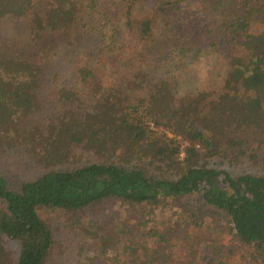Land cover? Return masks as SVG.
Here are the masks:
<instances>
[{"label":"trees","instance_id":"16d2710c","mask_svg":"<svg viewBox=\"0 0 264 264\" xmlns=\"http://www.w3.org/2000/svg\"><path fill=\"white\" fill-rule=\"evenodd\" d=\"M3 21L0 152L26 151L39 173L18 188L0 176V264H45L46 214L108 200L132 218L103 224L84 264H170L167 235L148 222L157 212L179 222L175 205L191 196L214 215L191 216L192 227L229 233L264 264V174L208 164L244 154V134H264V0H0ZM211 52L227 60L222 86L178 95L180 75ZM40 91L58 107L22 128ZM200 240L177 264H227L222 245Z\"/></svg>","mask_w":264,"mask_h":264},{"label":"rangeland","instance_id":"374dc122","mask_svg":"<svg viewBox=\"0 0 264 264\" xmlns=\"http://www.w3.org/2000/svg\"><path fill=\"white\" fill-rule=\"evenodd\" d=\"M254 22V29H259L261 27V17H255ZM8 35L9 28L6 26L5 21L0 22V38L3 39ZM106 67H108L107 63L102 67L104 71L108 70ZM228 71L227 60L221 52L203 54L197 62L178 78L177 94L182 95L186 92H196L202 89H218L222 86ZM102 77L103 80H106L105 76ZM36 106H38L37 110L20 120L22 128H31L35 124L44 123L48 116L54 114L58 103L54 100L47 101L45 94L40 91L37 94ZM79 112L80 115L82 110H79ZM234 136L237 137L238 135ZM241 138H244L246 143L244 154L238 155L235 159L230 157L211 159L208 163L209 166L227 169L233 174H264V163L261 159H258L263 157L264 144L260 146V142L264 139V134L250 132L244 134ZM254 152L258 155V160L251 162L248 157ZM24 153L23 155H15L11 151L0 152V176H3L9 185H13L14 188H18L25 180L35 178L39 173L28 153L26 151ZM153 169L157 168L148 165L150 172H153ZM184 202L185 206L182 203L175 205L176 211L182 209L185 213L179 222L175 220V217H172L175 215H170V218H163L158 215V212L153 214V220L148 222V226L154 225L159 232L167 235V242L163 243L161 252L169 256L170 264L180 263L185 258L189 246L196 244L194 241L195 236L201 237L199 243L202 246H207L210 241L222 245L227 264H251L245 254L248 247L232 239L229 233H223L217 229L212 233L207 226H203L201 229L192 227L191 216H193V219L200 218L211 223L214 221V215L208 212L201 213V208L196 206L195 196H191L190 199ZM46 217L53 225L54 243L45 264H84L94 247L98 245L96 231L104 230V227L101 226L112 224L111 220H129L132 215L128 212L126 205L120 201L108 200L85 211H53L46 214ZM216 221L217 227L221 229L223 221ZM92 225H98V227L92 229ZM155 249L157 250V245L152 243L151 251H156ZM116 254L122 256L119 252H116ZM12 256L13 252L9 248L3 260L7 262Z\"/></svg>","mask_w":264,"mask_h":264}]
</instances>
